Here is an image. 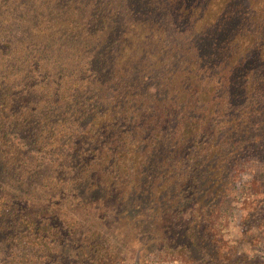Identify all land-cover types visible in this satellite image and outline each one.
Masks as SVG:
<instances>
[{"label": "trees", "instance_id": "trees-1", "mask_svg": "<svg viewBox=\"0 0 264 264\" xmlns=\"http://www.w3.org/2000/svg\"><path fill=\"white\" fill-rule=\"evenodd\" d=\"M21 5L29 54L0 73V174L21 185L49 155L7 139L28 119L32 143L64 145L57 167L74 185L107 196L120 238L139 235L189 264L243 260L216 221L239 171L255 165L244 199L262 196L246 219L264 223V0Z\"/></svg>", "mask_w": 264, "mask_h": 264}, {"label": "rangeland", "instance_id": "rangeland-1", "mask_svg": "<svg viewBox=\"0 0 264 264\" xmlns=\"http://www.w3.org/2000/svg\"><path fill=\"white\" fill-rule=\"evenodd\" d=\"M18 2L0 0V57L4 55L9 65L0 68L4 76L18 72L15 65H25L29 54L26 24L16 18L20 12L28 16V10L24 5L16 6ZM21 106L27 107L26 101ZM2 114L6 115V109L0 104V118ZM12 127L6 137L19 151L51 157L47 155L34 176L21 185L9 174H0V264H189L172 249L162 248L163 253H159L162 246L154 248L151 241L141 242L139 235L120 238L122 232L118 231L124 228L119 220L107 223V196L97 199L96 194H87L85 184L74 185L65 170L57 167L58 151L67 152L64 145L57 139L46 148L45 144L32 143L28 133L33 128L28 119ZM48 159H52L51 164ZM254 166L239 171L222 206V218L216 221L224 241L245 256L238 264H264V223L257 216L252 217L251 225L246 219L247 211L259 205L262 196L257 192L244 199L245 181Z\"/></svg>", "mask_w": 264, "mask_h": 264}]
</instances>
